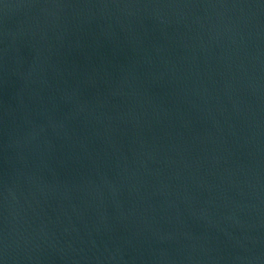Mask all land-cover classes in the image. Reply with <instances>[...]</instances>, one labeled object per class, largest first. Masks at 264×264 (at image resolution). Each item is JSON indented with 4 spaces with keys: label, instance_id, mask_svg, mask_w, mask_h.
Wrapping results in <instances>:
<instances>
[{
    "label": "water",
    "instance_id": "water-1",
    "mask_svg": "<svg viewBox=\"0 0 264 264\" xmlns=\"http://www.w3.org/2000/svg\"><path fill=\"white\" fill-rule=\"evenodd\" d=\"M0 264H264V0H0Z\"/></svg>",
    "mask_w": 264,
    "mask_h": 264
}]
</instances>
